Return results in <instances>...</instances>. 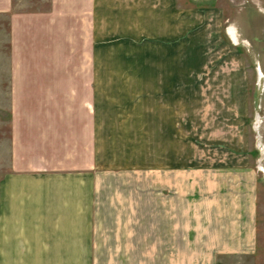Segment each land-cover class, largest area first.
Segmentation results:
<instances>
[{
    "label": "crops",
    "instance_id": "1",
    "mask_svg": "<svg viewBox=\"0 0 264 264\" xmlns=\"http://www.w3.org/2000/svg\"><path fill=\"white\" fill-rule=\"evenodd\" d=\"M81 8L86 108L68 130L41 131L42 145L25 137L22 119L12 122L11 163L0 176V264H219L253 254V168L231 153L179 162L178 0H83ZM138 172L153 177L155 234L127 232L145 228L138 217L121 235H83L92 204L97 220L98 175Z\"/></svg>",
    "mask_w": 264,
    "mask_h": 264
},
{
    "label": "rangeland",
    "instance_id": "2",
    "mask_svg": "<svg viewBox=\"0 0 264 264\" xmlns=\"http://www.w3.org/2000/svg\"><path fill=\"white\" fill-rule=\"evenodd\" d=\"M81 2L0 0V176L11 163L13 121L22 119L25 137L42 145L41 131L51 137L68 130L86 108ZM177 101L179 162L197 165L231 153L258 175L256 250L219 264H264V0H178ZM95 180L97 220L92 204L83 213V235H121L123 223L138 217L145 228L126 231L155 234L152 174L108 173Z\"/></svg>",
    "mask_w": 264,
    "mask_h": 264
}]
</instances>
